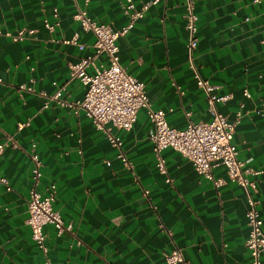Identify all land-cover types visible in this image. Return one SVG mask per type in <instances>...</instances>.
Masks as SVG:
<instances>
[{
  "label": "crops",
  "instance_id": "1",
  "mask_svg": "<svg viewBox=\"0 0 264 264\" xmlns=\"http://www.w3.org/2000/svg\"><path fill=\"white\" fill-rule=\"evenodd\" d=\"M134 1L141 7L150 0ZM184 1L152 3L118 38L121 63L145 83L150 106L163 108L177 128L212 118L189 65ZM124 3L0 0V141L9 135L18 140L0 153V175L8 179L0 181V264H38L45 257L27 222L33 151L42 161L37 187L46 192L56 185L54 207L71 224L62 233L53 223L44 225L54 264H166L165 253L175 245L190 264H250L247 195L223 163L213 169L215 178L224 179L217 186L168 146L167 171H159L144 106L131 128H112L123 140L128 166L84 109L44 106L43 92L52 93L54 81L69 100L85 96L86 84L70 77L69 63L93 54L96 37L74 17L78 8L119 28L129 19ZM195 9L194 62L217 92L229 94L219 110L230 120L242 112L233 140L245 164L261 170L251 176L264 227V0H195ZM47 20L55 23L53 30ZM23 27L34 31L13 37ZM76 33L83 48L64 41ZM107 62L105 53L95 59L96 66Z\"/></svg>",
  "mask_w": 264,
  "mask_h": 264
},
{
  "label": "built area",
  "instance_id": "2",
  "mask_svg": "<svg viewBox=\"0 0 264 264\" xmlns=\"http://www.w3.org/2000/svg\"><path fill=\"white\" fill-rule=\"evenodd\" d=\"M158 1L150 0L138 7L134 0H125L123 6L129 19L126 24L119 28L93 18L86 8H78L74 17L80 21L83 29L92 31L96 37L94 41L95 52L93 54L84 55L69 63L70 77H79L86 84L85 96L82 99L69 100L64 95L63 87L58 86L57 82L54 81V85L57 86L56 89L52 93L43 92L46 96L44 106L56 102L59 105L73 106L76 112L80 108L84 109L95 126L103 131L111 144L119 147L118 155L122 157L128 166H132V162L123 151V140L119 134L112 131V128H131L137 119L138 110L144 106L148 107V114L153 124L148 135L153 143V152L156 156L159 171H167L163 150L165 147L171 146L188 157L197 171L213 179L217 186L224 181L223 178H215L214 176L213 169L218 163H223L230 178L242 185L249 204L247 209L249 234L245 244L252 256L250 264H261V255L264 252L263 217L258 208V199L255 197V192L258 191L257 179L251 176V174H259L261 170L245 164L244 160L239 157L237 144L233 140L235 127L242 112L238 111L236 118L230 120L226 114L219 110L218 102L225 101L229 94L217 92V85L202 77L194 62V50L199 42L198 13L195 9V0L184 1L188 35L187 50L189 65L197 84L204 90L208 100V109L212 115L210 120L190 119L183 128L170 125L166 111L163 108L150 106V98L145 83L128 72L121 63L119 36L126 33L133 26L135 20L144 15V12L152 3ZM55 14H58L57 8H55ZM45 24L51 30L55 28V23L48 20ZM33 31L34 29L23 27L13 34V37L24 38L26 33H32ZM64 41L77 43L80 48L85 46L84 43L79 42L78 33L72 38L64 39ZM101 53L106 54L108 62L102 66H96L95 59ZM90 67H94V69L90 70ZM21 87H25V85H21ZM244 93L246 95L250 94L247 89ZM23 124L20 123V126ZM7 146H18V140L14 135H9L6 140L0 141V153ZM31 158L34 162V186L30 190L27 222L31 226L32 237L45 254L43 260L38 264H54L47 255L48 245L45 241L44 225L53 223L58 233H62L66 229H70L71 224H66L60 211L54 207L57 193L56 185L51 183L46 192L37 187L42 177V161L36 151L31 153ZM0 181L8 183V179L2 175H0ZM8 188H10V185H8ZM165 260L166 264H190L183 248L178 245L165 253Z\"/></svg>",
  "mask_w": 264,
  "mask_h": 264
}]
</instances>
